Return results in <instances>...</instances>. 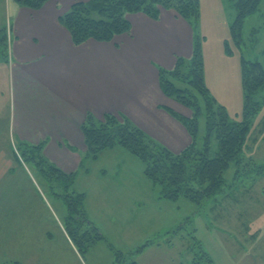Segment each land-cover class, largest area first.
<instances>
[{
    "label": "rangeland",
    "instance_id": "rangeland-1",
    "mask_svg": "<svg viewBox=\"0 0 264 264\" xmlns=\"http://www.w3.org/2000/svg\"><path fill=\"white\" fill-rule=\"evenodd\" d=\"M3 4L0 19L5 16L10 28L9 3ZM199 5L198 34L207 61V79L213 89V82H218L220 97H233L224 103L230 119L239 121L244 106L236 99V93L242 91L241 56L259 60L264 68V0L245 18L241 48L231 32L236 16L233 0H199ZM8 87V74L0 66V111L9 109ZM263 117L264 106L251 119L241 163L231 161L224 173L223 190L200 206L185 197H162L161 186L144 175L141 160L122 146L116 145L124 151L107 148L96 160L87 159L90 176L104 169L107 178L124 177L128 189L119 186L122 199L111 198L109 207L105 205L107 211L113 210L114 221H100L105 238L86 251L77 247L67 230L63 197L51 191L33 164L15 153L12 141L0 137V147L7 152L0 155V264H114L118 250L134 251L147 242L135 256L139 264H264ZM205 133L203 109L199 143ZM213 146L215 149V138ZM4 159L12 161V169L4 170ZM118 163L123 166L119 176ZM81 170L73 185L76 190L93 185L90 177L81 176ZM131 185L137 186L131 190Z\"/></svg>",
    "mask_w": 264,
    "mask_h": 264
},
{
    "label": "crops",
    "instance_id": "crops-1",
    "mask_svg": "<svg viewBox=\"0 0 264 264\" xmlns=\"http://www.w3.org/2000/svg\"><path fill=\"white\" fill-rule=\"evenodd\" d=\"M74 1L49 0L35 10L14 0H0V11L7 2L10 15L8 57L0 59L8 74L9 109L0 111V137L14 145L17 140H46L47 158L64 171L74 172L87 152L81 129L87 113L101 119L110 112L127 115L172 151L183 150L190 144L191 135L165 107L185 116H190L191 110L164 94L159 68H173L178 56H191V24L173 9H162L158 20L143 12L131 13L127 15L132 25L130 34L117 35L113 41L90 39L76 45L59 22ZM3 25L7 26L5 16L0 19V27ZM205 63V80L225 105L233 97H220L216 81L213 89ZM226 90L230 89L225 85ZM236 99L243 102V91L236 93ZM114 147L109 151H124ZM6 154L0 147V155ZM11 162L4 159L5 171L13 168ZM116 168L119 176L123 166L118 163ZM81 171V176L90 177L93 183L80 190L86 193V211L100 229L101 222L114 221L113 210L107 211L105 205L109 207L111 198L122 199L121 190L127 191V183L124 177L107 178L104 169L92 176L90 169ZM132 186L137 185L129 186L131 190Z\"/></svg>",
    "mask_w": 264,
    "mask_h": 264
},
{
    "label": "trees",
    "instance_id": "trees-1",
    "mask_svg": "<svg viewBox=\"0 0 264 264\" xmlns=\"http://www.w3.org/2000/svg\"><path fill=\"white\" fill-rule=\"evenodd\" d=\"M14 1L21 6L37 10L49 0ZM260 3L261 0H233L236 16L231 24V32L238 48H241L244 42L245 18L258 10ZM162 9L175 10L193 28L191 56H178L173 68H159V82L164 94L192 111L190 116H185L165 107L187 128L192 138L190 144L183 150L174 152L123 113L109 112L105 113L103 118L97 119L92 112H88L81 126L87 152L81 160L79 170L88 169L85 166L87 159L96 160L103 149L119 145L141 160L144 175L154 185L161 186L162 197L173 200L185 197L200 206L204 199H209L223 190L224 173L231 161L241 163L251 119L264 106L262 63L241 56L243 115L239 121L231 120L226 106L213 95L205 80L202 37L198 34L199 0L76 1L59 17V22L69 31L76 45L90 39L108 42L117 35L131 32L132 25L128 14L143 12L158 20ZM9 41V28L3 25L0 27V59L7 60ZM203 109L206 133L199 143V117ZM46 143V140L39 143L17 140L14 151L19 153L24 162L28 161L35 166L56 196L63 197L67 204V230L77 247L86 251L105 237L87 214L86 193L73 188L79 170L66 172L49 160L44 153ZM148 244L149 242L134 251L118 250L114 264H139L135 256ZM5 264L23 263L12 261Z\"/></svg>",
    "mask_w": 264,
    "mask_h": 264
}]
</instances>
